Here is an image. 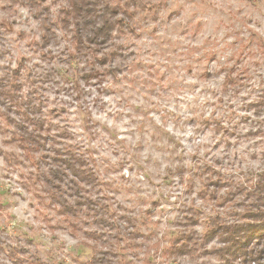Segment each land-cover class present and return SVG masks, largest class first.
Returning <instances> with one entry per match:
<instances>
[{"label":"rangeland","instance_id":"1","mask_svg":"<svg viewBox=\"0 0 264 264\" xmlns=\"http://www.w3.org/2000/svg\"><path fill=\"white\" fill-rule=\"evenodd\" d=\"M41 5L0 0V264H220L227 239L204 237L209 219L237 222L245 197L222 196L264 171V0L131 1L114 74L68 59L65 2ZM16 134L35 136L37 160L69 157L92 178L117 217L107 239L92 218L65 220Z\"/></svg>","mask_w":264,"mask_h":264},{"label":"trees","instance_id":"2","mask_svg":"<svg viewBox=\"0 0 264 264\" xmlns=\"http://www.w3.org/2000/svg\"><path fill=\"white\" fill-rule=\"evenodd\" d=\"M29 2L32 8H39L44 0H25ZM65 5L61 8V16L59 17L63 23L64 28H69L73 32L71 40V48L67 49L68 59L86 60L89 63L91 70H96L101 73H108V70L118 71L117 67L109 66L108 70L105 64H111L114 59L120 54L118 49L120 45L115 43V35L118 28L121 31L128 28L127 17L130 16L131 10L130 2H137L138 0H61ZM46 5V4H45ZM43 5V6H45ZM44 9H47L46 7ZM132 16V15H131ZM48 27L49 24H46ZM125 27V28H124ZM124 28V29H123ZM47 44V37L42 38ZM42 53L43 57L51 56V51ZM50 52V53H49ZM90 76V75H88ZM227 84L233 81L230 76H226ZM13 90L16 91V85L13 83ZM11 90L3 95L10 94ZM14 98V95H11ZM13 135V133L11 134ZM12 141L20 146L24 152V157L27 160L36 163V169L40 173V182L48 199L54 202L59 207V213L65 217V220L71 226H76L73 222L85 219L86 222L92 218L94 227L99 234V230L105 231L108 228H113L117 225V217L114 212L110 210L111 206L104 203L97 192V185L93 182L80 167L75 159L66 157L59 162L52 165L46 163L43 157L32 156V152L36 149L39 141L33 137H26L25 135H14ZM8 160V155H5ZM209 182V183H208ZM89 185L90 189H84L82 184ZM207 188L211 185L217 189L223 187L224 180H213L208 178ZM215 185V186H214ZM74 190V193H70ZM84 191V192H83ZM236 191V192H235ZM74 204L69 200L71 195H74ZM201 198L217 199V196L207 194L204 190L200 192ZM244 196L242 203L237 205L232 204L230 213L237 218V222L230 225H225L218 215L209 219L211 223L210 228L205 233L204 237L210 238V235L218 229H223L221 236L227 239L224 247H218L216 250L220 254V264H264V171L259 175V179L254 183L247 185H238L235 190L228 191L227 196H222V199H228L233 202L236 197ZM220 205L223 201H219ZM238 204L243 207V211L237 209ZM76 220V221H75ZM130 220L127 217V221ZM189 221L195 222L197 218L194 215L189 216ZM106 234L95 235V240H105ZM113 240V235H111ZM188 240L193 238L186 236ZM223 237V238H224ZM114 241V240H113ZM109 243L110 248H114L115 244ZM175 254L182 256L189 253L190 250L188 242L182 245H174ZM38 264H44L39 263ZM91 264H100L97 259L91 261Z\"/></svg>","mask_w":264,"mask_h":264}]
</instances>
